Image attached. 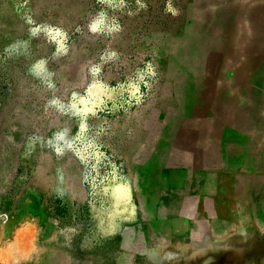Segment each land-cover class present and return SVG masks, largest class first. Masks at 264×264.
Returning a JSON list of instances; mask_svg holds the SVG:
<instances>
[{"label": "rangeland", "instance_id": "374dc122", "mask_svg": "<svg viewBox=\"0 0 264 264\" xmlns=\"http://www.w3.org/2000/svg\"><path fill=\"white\" fill-rule=\"evenodd\" d=\"M262 6L0 0V264L156 260L207 192L251 217L264 111L244 48L264 41Z\"/></svg>", "mask_w": 264, "mask_h": 264}, {"label": "crops", "instance_id": "0c3cea01", "mask_svg": "<svg viewBox=\"0 0 264 264\" xmlns=\"http://www.w3.org/2000/svg\"><path fill=\"white\" fill-rule=\"evenodd\" d=\"M261 179L251 182L259 192L258 202L250 203L251 217L234 208L223 193L207 192L202 204H192L183 213L182 228L156 249V260L137 264H258L251 252L252 242L264 229V179Z\"/></svg>", "mask_w": 264, "mask_h": 264}, {"label": "bare ground", "instance_id": "6f19581e", "mask_svg": "<svg viewBox=\"0 0 264 264\" xmlns=\"http://www.w3.org/2000/svg\"><path fill=\"white\" fill-rule=\"evenodd\" d=\"M234 7V6H233ZM236 7V6H235ZM231 6H227L224 9V12L222 14V21L227 23L229 21V14L228 12L230 11ZM221 15V14H220ZM235 15V14H234ZM260 16L262 18V21L264 23V6H262L261 8H258L253 14L252 16ZM233 16V15H232ZM250 16L249 20L253 21V17ZM209 18V17H208ZM232 20V19H231ZM230 23V22H229ZM215 26V24H214ZM227 28V27H226ZM230 28V27H229ZM255 29V27L253 28ZM229 31L224 32L225 35H228ZM223 34V35H224ZM232 34V33H231ZM227 37V36H226ZM229 37V36H228ZM257 36H255L253 38V40L251 41L250 45L248 47L244 48V54L247 57V69L249 71V73H251L253 76V74L256 75V79H253L252 81V86L253 88L255 87L256 89V96L254 97L253 101L255 104V116L259 117V114L262 113L264 111V93L258 91L256 88L258 86L259 83V77L261 75H264V41L263 43H261V39L262 38H256ZM229 42L226 41V39L224 41L221 42L219 48H218V52H220V54L223 57H226L227 55L229 56V54L231 53V48H230V44H228ZM187 55V54H186ZM189 56V55H188ZM235 63V61H234ZM228 68V67H227ZM239 70V69H238ZM248 73V74H249ZM239 74V73H238ZM245 75V74H244ZM207 78V77H206ZM211 78V77H210ZM213 79V77H212ZM251 87V86H250ZM251 90V88H250ZM223 91V90H222ZM220 92V91H218ZM213 93V92H212ZM223 93V92H222ZM220 94V93H219ZM238 94V93H237ZM216 96V95H215ZM225 96V95H223ZM252 96V95H251ZM212 97V95L210 96ZM227 98V97H226ZM235 99V98H234ZM215 101V100H214ZM219 102V101H217ZM194 103V102H193ZM206 104V103H205ZM240 107V106H239ZM231 108V107H230ZM244 109V108H243ZM254 109V107H253ZM244 112V111H243ZM244 113H237L236 118L234 120H236V122H239L240 120H246V116L243 115ZM248 121V120H247ZM255 123V122H254ZM243 127V126H242ZM251 127V126H250ZM253 127V126H252ZM260 131V130H259ZM258 133V132H257ZM242 145V144H241ZM239 144V142L236 143L235 145V149H242L243 146H241ZM246 149V148H245Z\"/></svg>", "mask_w": 264, "mask_h": 264}]
</instances>
